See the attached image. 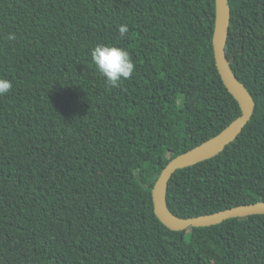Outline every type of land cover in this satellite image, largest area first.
I'll return each instance as SVG.
<instances>
[{
	"label": "trees",
	"instance_id": "trees-1",
	"mask_svg": "<svg viewBox=\"0 0 264 264\" xmlns=\"http://www.w3.org/2000/svg\"><path fill=\"white\" fill-rule=\"evenodd\" d=\"M228 5L225 54L255 108L222 153L173 174L180 219L264 202V0ZM214 21L215 0H0V264H264V215L174 232L154 214L164 166L241 115ZM98 44L134 62L118 87Z\"/></svg>",
	"mask_w": 264,
	"mask_h": 264
},
{
	"label": "water",
	"instance_id": "water-1",
	"mask_svg": "<svg viewBox=\"0 0 264 264\" xmlns=\"http://www.w3.org/2000/svg\"><path fill=\"white\" fill-rule=\"evenodd\" d=\"M229 24L228 0H215V21L212 36L215 64L224 86L238 103L241 115L214 138L169 161L161 171L151 191L154 214L166 228L174 232H184L190 228L217 226L231 219L264 215V202L241 205L211 215L188 219L177 218L167 207V187L173 174L222 153L240 135L253 116L255 103L246 88L236 79L230 67L232 61H229L225 54Z\"/></svg>",
	"mask_w": 264,
	"mask_h": 264
},
{
	"label": "clouds",
	"instance_id": "clouds-1",
	"mask_svg": "<svg viewBox=\"0 0 264 264\" xmlns=\"http://www.w3.org/2000/svg\"><path fill=\"white\" fill-rule=\"evenodd\" d=\"M127 25L118 26L120 38L123 39L128 33ZM15 35L10 33L9 40H15ZM91 62L96 72L105 80L110 88H115L123 81L129 79L134 72V62L129 52L116 46L98 44L90 51ZM12 84L0 78V97L9 93Z\"/></svg>",
	"mask_w": 264,
	"mask_h": 264
},
{
	"label": "rangeland",
	"instance_id": "rangeland-1",
	"mask_svg": "<svg viewBox=\"0 0 264 264\" xmlns=\"http://www.w3.org/2000/svg\"><path fill=\"white\" fill-rule=\"evenodd\" d=\"M172 259H173V257L171 256L170 260H172Z\"/></svg>",
	"mask_w": 264,
	"mask_h": 264
}]
</instances>
